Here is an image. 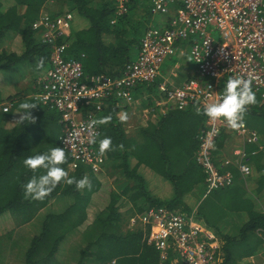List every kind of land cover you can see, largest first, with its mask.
Returning <instances> with one entry per match:
<instances>
[{
    "label": "trees",
    "instance_id": "obj_1",
    "mask_svg": "<svg viewBox=\"0 0 264 264\" xmlns=\"http://www.w3.org/2000/svg\"><path fill=\"white\" fill-rule=\"evenodd\" d=\"M8 1L9 6H5L4 1L0 0V46L7 36L17 34L25 50L22 53L0 50V69L29 61L32 72L39 78L52 67L53 43L42 40L41 34L33 29V22L44 8L47 9L49 0ZM115 2L55 0L52 4L54 10H50V14L53 16L71 11L87 21L85 27L81 21L74 26V19L71 33L66 37L69 45L64 52L65 59L82 63L86 78L97 75L120 77L126 65L135 59L133 48L137 49L147 25L144 20L139 21L138 17L143 15L140 11L145 8L146 16L151 15L149 6H146L147 0H131L128 12L112 23ZM64 5H68V10L65 11ZM186 48L189 52L188 44L183 47L188 56ZM41 61L42 66H38ZM38 78L35 79L37 83ZM228 79L223 82L224 88ZM141 87L147 89L146 86ZM254 92L257 103L248 107L244 118L249 126H257L264 137V121H261L264 120V105L261 104L260 95ZM15 96L16 99L14 96L8 98L11 108L5 111V105L1 106L5 99L0 92V221L11 216L17 226L31 223L33 231L36 230L25 249L24 264H66L59 262L57 252L65 238L77 231L82 233L84 246L76 264H172V256L163 258L161 250L149 242L148 228L129 226V221L132 216L143 214L150 207L188 210L187 196L201 186L200 193H206L207 174L196 157L206 115L202 111L197 114L193 106L183 110L172 109L158 122L141 126L135 135H131L119 119L117 98L104 99L99 119L106 116L112 119L110 123L100 125L102 133L95 146L99 147L101 139L111 138L114 150L105 152V165L109 166V177L113 176L114 181L121 180L120 188L113 189L109 177L94 171L88 163H79L75 169H71L72 157L65 148L67 163L62 167L68 171L69 177L82 179L87 175L92 181L91 190H77L74 184L61 182L43 201L26 200L23 185L44 170L34 173L24 166L23 161L28 156L47 152L53 147H65L61 140L63 111L52 103H43L28 94ZM25 101L37 104L32 110L37 118L36 123L21 124L14 120L19 104ZM92 106L93 102L90 103ZM10 122L13 125L7 127L6 124ZM222 134L217 139L216 153L222 144ZM44 143L47 147H35ZM254 150L248 153H251V162L255 164L257 153ZM215 157L217 164H220L221 161ZM143 165L172 183V197L163 199L150 190L152 187L140 173ZM227 169L234 173V184L207 194L201 206V215L211 226L213 217H220V213L227 210L247 215L236 235L224 233L216 226L223 250V260L219 264H240L242 259L264 250V205L261 203L258 206L249 197L251 192L247 190L246 182L240 179L242 177L235 166L230 165ZM256 185L259 196L264 192V173L256 180ZM97 196L105 207L90 222L88 208ZM59 202L62 204L58 209H49L50 204ZM124 203L130 205L126 213L122 211ZM13 230L0 233V264H6L7 250L20 246Z\"/></svg>",
    "mask_w": 264,
    "mask_h": 264
},
{
    "label": "built area",
    "instance_id": "obj_2",
    "mask_svg": "<svg viewBox=\"0 0 264 264\" xmlns=\"http://www.w3.org/2000/svg\"><path fill=\"white\" fill-rule=\"evenodd\" d=\"M130 2L116 0V16L126 14ZM146 3L157 20L146 25L136 59L117 78L105 75L86 78L81 62L65 59L69 45L66 37L74 20L71 11L54 16L42 11L33 22V29L41 34L42 40L53 43L52 67L38 78L34 97L63 111L61 140L71 154V169L79 163H88L96 172L103 170L106 154L95 146L102 133L101 126L90 129L89 121L99 119L104 99L115 97L118 103L122 100L129 105L140 102L142 93L136 92L141 86L150 91L156 85L154 105L162 109L183 110L193 106L203 112L205 104L217 102L223 96L222 84L226 79L250 77L252 88L260 93L264 105V0H147ZM140 12L146 15L145 8ZM186 44L190 47L194 74L182 84L168 87L162 66L178 50L182 52ZM4 110H9L7 105ZM224 128L247 143H258L261 138L245 119L241 127L232 129L223 118L213 120L206 116L198 148V161L207 174L206 194L234 184L235 176L228 166L235 164L243 176L252 171L246 149L239 150L235 160L225 158L220 164L215 161L217 139ZM65 140L70 143L65 144ZM260 147L264 149V145ZM180 210L150 207L131 220L148 228L149 242L161 250L163 258L172 256V264H219V239Z\"/></svg>",
    "mask_w": 264,
    "mask_h": 264
},
{
    "label": "crops",
    "instance_id": "obj_3",
    "mask_svg": "<svg viewBox=\"0 0 264 264\" xmlns=\"http://www.w3.org/2000/svg\"><path fill=\"white\" fill-rule=\"evenodd\" d=\"M115 5H116V2H115ZM144 16L145 15H142L141 17H138V16L137 17H138L139 21H141L144 18ZM119 17L120 16H116V14H115V17L112 18L111 22L115 23ZM114 19H115V22H113ZM78 20H79V22L81 21V23L84 25L83 27H85L86 22L84 21V19L79 17ZM75 25L76 24H74V26ZM6 38L9 39V41L4 40L0 46V50H2V49L10 50L13 47V44H18L20 40L22 41L21 37L17 34H12L11 36H7ZM139 46H140V44L137 47L138 51H139ZM17 51H18V53H20V50H17ZM184 53H185V50L183 52H179V50H178L177 55L167 59V60H169V59H173L174 57H176L177 60L175 62H174V60H171V61H173V63L168 68L164 69L162 66V72L165 75V79L168 83L167 84L168 87H172L174 85H180L185 80H187L191 77V76H187L188 74H190V72H185L184 68L188 66L192 70V68L194 67V62H191L190 59L186 56V54H185V56H183ZM185 62L187 64H184ZM23 63H25V62H23ZM23 63H21V65ZM13 69H15V68H12V70ZM179 69L181 71L185 72V74L179 73ZM20 73H22V72H20ZM3 75L4 74H1V72H0V92H1V97L3 99H5V101L2 102L1 106L6 105L7 103H10V101L8 100L9 97L14 96V98L16 99V96H15L16 94H20L22 96H24V94H28L29 97H32V96L34 97V95L38 91V84L35 81V79H37L38 76H36V74L33 73L32 71L25 73L23 75H20L21 79L23 80V83L21 85H18L17 84L18 81L14 78H9L5 81V79L3 78L4 77ZM173 75H175V76H173ZM138 91L140 93L143 92L141 89L140 90L138 89L136 92V95L138 94ZM152 91L155 93L157 92L156 85L152 86V88L150 89L149 92H152ZM136 104L137 103H135L133 105H129L122 100H121V102L118 103V108H119L118 116L123 115V114H127L129 117L127 119V121H125L123 123H124V126L126 128V131L131 135H135L137 130L141 126H147L150 122L151 123L158 122L160 120L161 116H163L164 114H166L170 110H172V109H168V108L162 109V107L155 106L154 104H152V105H150V108L147 106V109H149L148 111L144 112V110H143V112L141 114L138 113L139 114V116H138V115H135L137 113V111L133 110L134 107H138V106H136ZM173 110H175V109H173ZM15 118H16V116H15ZM15 118H14V120H15ZM203 124L206 125V120H205V122H203ZM12 125H13V122H10L7 124V126H9V127ZM204 127H202V128H204ZM250 128L258 131L257 126L255 127L254 125H252V126H250ZM221 133H223L222 134V144L220 145V148H218V152L217 153L215 152V154H216L215 156H217V159L219 160V162L223 161L225 158L232 159V160L237 159L239 150L246 149L249 152L250 150L255 149L254 151L257 153L256 154L257 163L254 164L253 162H251L252 156H251V153L250 154L248 153L247 161L251 165V168H252V171L249 175L243 176L242 173L240 172V170L238 169V167L235 164L233 166L236 167V169L240 173V177H242V178H240V177L239 178L243 179L246 182L245 183L246 188L249 192H251L249 197L252 198L258 206L261 203H263V205H264V192L260 193V195L257 196L259 192L256 191L257 190L256 180L259 178L260 175H262L264 173V169H263L264 168V151L261 150L262 148L260 147V146L264 145V137H263L262 133L259 132L261 138H260L258 143H247V142H245L243 137L237 135V133L230 130L229 128H224ZM215 151H217V143H216V150ZM196 157L198 160V151H197ZM134 162H135V160H133V163ZM199 164H200V162H199ZM259 164H260V166L262 165L263 168H259L260 167V166H258ZM105 167L107 168L108 166H105ZM113 170L114 169H112V171ZM140 171H141L140 173H143V175L145 176L148 184L150 186H152V188L150 190L155 195H157L158 197H161L163 199L169 198L171 196V194L173 193V189L171 188V186L169 184H165V181L163 180V177L161 175L157 174L156 172H154L151 168H149L146 165H143L141 167ZM115 176L120 177V175H116V174H115ZM154 180L159 181V184L158 185L153 184L152 182ZM205 182H206V180H205ZM112 185H113V189H117L116 185H114V182ZM205 185H206V183H205ZM200 190L202 191V186L199 187L198 189H196L193 193H191L189 196L186 197V200H187V203H188L190 209L185 210L182 208H176L175 210L179 211V209H181L180 211L186 213L190 217H193V220L195 222L199 223L202 226H205L209 232H211L213 234L215 233L216 235H218V237L220 235L216 231L217 230L216 226H219L220 229L222 230V232H224V233L236 235L238 233L239 229L241 228L242 224L244 223V221H246L247 215L244 213H241V212L228 211L227 210L226 212H224L222 214L220 213V217L219 216L217 217V218H219L217 221H216V219H214L216 216H214L213 220H212V226L209 225L207 223V221L205 220L204 216L201 215V212H202L201 206L204 202V199L207 197V194L205 193L204 195H202V192L200 193ZM205 192H206V189H205ZM203 218L205 221H203ZM204 222L207 223V225L210 228H208L204 224ZM224 226L226 227V231L224 230ZM221 240L222 239L219 238V241L221 244V261H222L223 260V257H222L223 250H222V241ZM263 257H264V250L258 254H255V255H252L250 257H246V258L242 259L240 261V264H264V258ZM172 263H173V259H172Z\"/></svg>",
    "mask_w": 264,
    "mask_h": 264
},
{
    "label": "clouds",
    "instance_id": "obj_4",
    "mask_svg": "<svg viewBox=\"0 0 264 264\" xmlns=\"http://www.w3.org/2000/svg\"><path fill=\"white\" fill-rule=\"evenodd\" d=\"M42 63L43 61L38 66H42ZM256 103L257 96L252 88V79L250 77L245 79L240 76H234L228 79L223 96L217 102L205 104L202 114L213 120L223 118L227 122L228 127L237 129L242 126L248 107ZM36 107V103L21 102L18 111L14 113L16 116L15 120L21 124L25 122L36 123L37 118L32 113V110ZM197 114H201L199 109ZM128 118L127 114L119 116L122 122L127 121ZM111 119V116L92 119L89 121L88 127L91 129L97 125L108 124ZM64 143L68 144L70 141L65 140ZM120 147L122 148L123 146L121 145ZM99 149L101 153L114 150L111 138L105 137L101 139ZM66 163L67 153L63 146L53 147L47 152L37 153L25 158L23 164L26 168L34 173L39 172L41 169L44 171L39 175H33L23 185L24 199L43 201L61 182L68 185L74 184L77 190H84L85 188L91 190V179L87 175L82 179L69 177L68 171L62 167Z\"/></svg>",
    "mask_w": 264,
    "mask_h": 264
},
{
    "label": "rangeland",
    "instance_id": "obj_5",
    "mask_svg": "<svg viewBox=\"0 0 264 264\" xmlns=\"http://www.w3.org/2000/svg\"><path fill=\"white\" fill-rule=\"evenodd\" d=\"M2 1H4V3L6 4L5 6H9V1L8 0H2ZM54 1L55 0H49V3L46 6L47 9L44 8L43 12H45V11L50 12V10H54L53 9V5H52L54 3ZM64 7H65V11H66V9L68 10V8H67L68 5L67 6L64 5ZM75 15H76V17H75ZM78 18H79V16L77 14H74V19H75L74 24H79ZM142 20H144L145 23L148 24L151 21H156L157 17L153 18L152 15H150V17H147L145 15V17ZM80 26H82V24H80ZM5 41H9V39L5 38ZM13 47L12 48L10 47L11 48L10 50H14V51L15 50H20V53L24 52V50H25V47H24V45H23L21 40L19 41L18 44H13ZM133 50H134V54H135L134 58H136V56L138 54V50L135 49V48H133ZM186 50H187V48H186ZM183 56H185V53L183 54ZM187 57L190 59L191 62H193L192 58H191V55H190V52H188V56ZM171 60H174V62H175L177 60V58L174 57L173 59L166 60L165 63L163 64V68L164 69L168 68L169 66L172 65L173 61H171ZM12 68H15V69L12 70ZM194 70H195L194 67L192 68V70L188 66L184 68L185 72H190V74H188V75L186 74V75L187 76H191V77L194 74ZM30 71H32V66H31V63L29 61H25V63H23L22 65H21V63H18V64H15V65L6 66V67H3V68L0 69L1 74H4L3 78L5 79V81L7 79H9V78H14V79H16L18 81L17 82L18 85H21L23 83V80L21 79L20 75H23V74L28 73ZM20 72H22V73H20ZM185 72H183V71H181L179 69V73L185 74ZM173 76H175V75H173ZM140 89L143 91L142 92V97L140 98V102L136 104V106H138V107H134L133 108L134 111H137V113L135 115H138V116H139V114H141L143 112V110H144V112L149 110V109H147V106L150 108V105L154 104V97L157 96V94H158V90H157L156 93L152 91L149 94V91L147 89H146V91L142 87H140L139 90ZM222 89L223 90L225 89L224 88V84H222ZM258 94L260 95V93H258ZM6 105L8 106L9 109L11 108L10 103H7ZM261 121H264V120H261ZM7 127H9V126H7ZM41 146L42 147H47V144L44 143L43 145H37V144L35 145L36 148L41 147ZM105 166L103 167V170L100 173H103L105 176L109 177L110 176L109 173H108L109 172L108 171L109 166L107 168ZM113 179H114L113 176H111V177L108 178V181L111 182V183L114 182V185H116V188L119 189L120 188V184H121V182H120L121 180L114 181ZM163 180L165 181V184H169L171 186V188L173 189V185H172V183L170 181H168L164 177H163ZM152 183L158 185L159 181L154 180ZM171 195L173 196V193ZM60 204H62V202H59L58 204H56V203L53 204L52 203V204L49 205V209H52V210L53 209H58ZM123 206L124 207H122V211L124 213H126L127 212L126 210L130 208V205H128L127 203H124ZM104 207H105V204L103 203V201H100V199H98V196L95 197L94 202H91V204L89 205V208H88L89 221L91 222L93 220V218H94V215L98 211L103 209ZM45 210H47V209H45ZM134 216H132V217H134ZM217 217H215L216 221L219 219ZM4 218H6V219H4L3 221H0V233H6L8 231H11V230L15 229V230H13L14 238L18 242V244L20 245L19 248H15V249L10 248L9 250H7L5 252L6 264H24V255H25V251H26L25 249L28 247L29 241H30V239L33 236V232H36V230L33 231V225H30L31 223L30 224L27 223V224L23 225V227H20V226H17V224L12 220L11 216H6ZM131 218H130V221H129V226H133L134 227L136 224L132 223ZM203 221H205V220L203 219ZM204 224L208 228H210L207 225V223L204 222ZM224 230L226 231V227L225 226H224ZM214 236H215L216 239H219V238L221 239V236L218 237V235H216L215 233H214ZM83 246H84V242H83V239H82L81 231H77L74 234L72 233V235L69 234L65 238L64 242L62 243V245L60 247V250L57 252V258H58L59 262L66 263V264H76L77 261H78L79 255H80V251L83 248Z\"/></svg>",
    "mask_w": 264,
    "mask_h": 264
}]
</instances>
